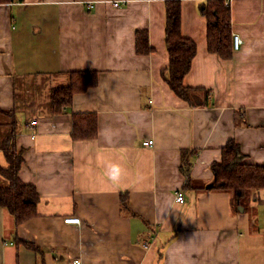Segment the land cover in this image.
<instances>
[{
	"label": "crops",
	"instance_id": "1",
	"mask_svg": "<svg viewBox=\"0 0 264 264\" xmlns=\"http://www.w3.org/2000/svg\"><path fill=\"white\" fill-rule=\"evenodd\" d=\"M180 3L181 34L196 44L183 83L209 90L202 106L163 79V0L0 3V166L10 135L18 176L39 195L18 226L0 207V264H264V189L234 212L232 194L212 190L211 168L230 140L264 166V0L229 3L243 41L230 59L208 52L203 0ZM137 30L148 54L135 51ZM73 71H96L97 84L53 114L50 90ZM73 113L96 115L94 139L71 138ZM112 164L118 181L106 174Z\"/></svg>",
	"mask_w": 264,
	"mask_h": 264
},
{
	"label": "trees",
	"instance_id": "2",
	"mask_svg": "<svg viewBox=\"0 0 264 264\" xmlns=\"http://www.w3.org/2000/svg\"><path fill=\"white\" fill-rule=\"evenodd\" d=\"M12 0H0V3ZM165 6L164 40L168 53V67L162 76L169 88L190 106H202L208 103L209 90L184 85L183 79L188 73L196 44L181 34L180 0H163ZM200 13L206 18V44L208 52L222 59H230L233 55L229 7L222 0L203 1ZM148 34L145 30L135 32V51L138 55L150 52ZM67 86L53 87L50 90V107L53 114L63 112L70 106L75 94L86 91L97 84L96 71H73L69 74ZM74 141L94 139L97 135V118L94 113H73L71 115ZM12 138V140H11ZM4 154L8 166H0V174L9 182L8 187L0 188V207L13 217L18 226L36 215L39 195L36 188L24 183L18 176L23 161L21 151H16L13 137L5 139ZM214 173L212 190L230 192L231 207L238 212L248 207L250 195L254 191L264 189V166L246 162V156L239 145L230 140L222 148L220 162L211 165ZM190 186L188 183L187 186ZM200 189H202L200 187ZM126 194H122L121 203L125 207Z\"/></svg>",
	"mask_w": 264,
	"mask_h": 264
},
{
	"label": "built area",
	"instance_id": "3",
	"mask_svg": "<svg viewBox=\"0 0 264 264\" xmlns=\"http://www.w3.org/2000/svg\"><path fill=\"white\" fill-rule=\"evenodd\" d=\"M203 1H207V0H203ZM224 2V5L228 6L229 7V3L232 1V0H222ZM112 6L113 7H119L120 6V2L119 1H113L112 2ZM231 37H232V47H233V50H238L239 47L242 45V38L240 37L239 34L233 32L231 33ZM35 121L31 122V124H34ZM153 144V141L150 140V139H146L142 142V145L143 146H146V147H149ZM175 200L179 203H183L184 202V196H183V193L178 191L175 193ZM64 222L65 223H72V224H79L80 223V219L78 217H68V218H65L64 219ZM72 264H77L76 261H73Z\"/></svg>",
	"mask_w": 264,
	"mask_h": 264
},
{
	"label": "clouds",
	"instance_id": "4",
	"mask_svg": "<svg viewBox=\"0 0 264 264\" xmlns=\"http://www.w3.org/2000/svg\"><path fill=\"white\" fill-rule=\"evenodd\" d=\"M123 172V169L118 164H112L106 169V174L112 181H118Z\"/></svg>",
	"mask_w": 264,
	"mask_h": 264
},
{
	"label": "rangeland",
	"instance_id": "5",
	"mask_svg": "<svg viewBox=\"0 0 264 264\" xmlns=\"http://www.w3.org/2000/svg\"><path fill=\"white\" fill-rule=\"evenodd\" d=\"M184 196V195H183Z\"/></svg>",
	"mask_w": 264,
	"mask_h": 264
}]
</instances>
